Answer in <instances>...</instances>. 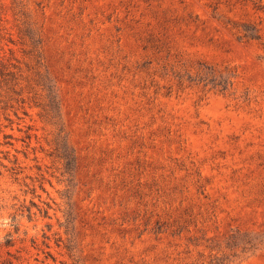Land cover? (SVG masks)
<instances>
[{
  "label": "rangeland",
  "instance_id": "obj_1",
  "mask_svg": "<svg viewBox=\"0 0 264 264\" xmlns=\"http://www.w3.org/2000/svg\"><path fill=\"white\" fill-rule=\"evenodd\" d=\"M3 65L0 264H264V0H0Z\"/></svg>",
  "mask_w": 264,
  "mask_h": 264
},
{
  "label": "trees",
  "instance_id": "obj_2",
  "mask_svg": "<svg viewBox=\"0 0 264 264\" xmlns=\"http://www.w3.org/2000/svg\"><path fill=\"white\" fill-rule=\"evenodd\" d=\"M33 57H34V59H35V68H36V66H37V64H38V56H37L36 54L33 53ZM3 67H4V65H3ZM4 69H5V67H4V68H1V67H0V75H1L2 77L6 75V71H5ZM7 74H9V73H7ZM51 99H52V102L55 104L54 96H52Z\"/></svg>",
  "mask_w": 264,
  "mask_h": 264
}]
</instances>
